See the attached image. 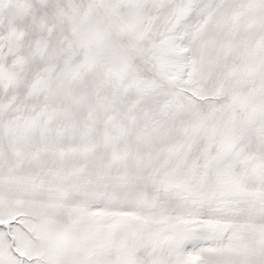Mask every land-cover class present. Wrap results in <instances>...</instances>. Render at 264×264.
<instances>
[{
    "label": "snow or ice",
    "instance_id": "obj_1",
    "mask_svg": "<svg viewBox=\"0 0 264 264\" xmlns=\"http://www.w3.org/2000/svg\"><path fill=\"white\" fill-rule=\"evenodd\" d=\"M0 264H264V0H0Z\"/></svg>",
    "mask_w": 264,
    "mask_h": 264
}]
</instances>
